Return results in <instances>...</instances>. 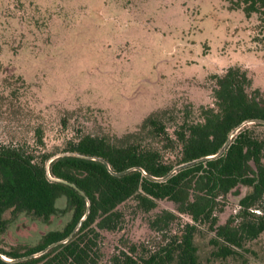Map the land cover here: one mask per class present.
Listing matches in <instances>:
<instances>
[{
    "label": "trees",
    "instance_id": "1",
    "mask_svg": "<svg viewBox=\"0 0 264 264\" xmlns=\"http://www.w3.org/2000/svg\"><path fill=\"white\" fill-rule=\"evenodd\" d=\"M238 4L246 16L258 17L264 36V0ZM25 89L21 77L0 80V236L9 225L5 212L48 222L60 197L67 199L72 218L35 246H0V264H102L103 234L121 228L128 202L152 214L148 226L158 246L145 253L141 245L122 244L104 264H202L194 243L202 228L213 234L215 260L237 255L264 234V95L245 69L231 66L214 75L211 104L198 116L157 111L132 132L84 134L55 152L44 149L43 130L32 122ZM62 153L72 155L55 158ZM192 161L197 162L163 179ZM126 170L122 176L110 173ZM240 186L249 193L220 224L226 197ZM161 201L171 202L173 210L156 211Z\"/></svg>",
    "mask_w": 264,
    "mask_h": 264
},
{
    "label": "rangeland",
    "instance_id": "2",
    "mask_svg": "<svg viewBox=\"0 0 264 264\" xmlns=\"http://www.w3.org/2000/svg\"><path fill=\"white\" fill-rule=\"evenodd\" d=\"M257 26L258 17L246 16L238 0H0V80L23 79L32 122L42 127L44 149L55 152L84 134L132 132L157 111L198 116L211 104L213 76L231 66L245 69L264 95ZM249 191L240 186L228 194L220 224ZM56 208L48 222L5 212L0 246L32 247L62 231L72 210L65 197ZM173 208L161 201L156 211ZM122 211L121 228L103 234L102 264L122 244L145 253L158 246L148 226L152 214L133 202ZM212 238L203 228L195 236L202 264H264V234L222 260L211 257Z\"/></svg>",
    "mask_w": 264,
    "mask_h": 264
},
{
    "label": "water",
    "instance_id": "3",
    "mask_svg": "<svg viewBox=\"0 0 264 264\" xmlns=\"http://www.w3.org/2000/svg\"><path fill=\"white\" fill-rule=\"evenodd\" d=\"M253 122H262V121H253ZM262 123H264V122H262ZM228 143H229V141H227V142L225 143V145L223 146V148L220 150L219 154L224 152V150H225V149L227 148V146H228ZM65 155L70 156V155H72V154H63V153H62V154H58L55 158L62 157V156H65ZM76 156H78V157H82V158H87V159H88V157H85V156H81V155H76ZM52 160H53V159H51V160L48 162V164H49ZM200 160H202V159H200ZM200 160H198V161H200ZM100 161H101L103 164H105L106 166H108L106 161L101 160V159H100ZM196 162H197V161H192V162H189V163H186V164L180 165V166L177 167L175 170H173L172 172H170V173H169L165 178H163V179L168 178V177L171 175V173H173L174 171L179 170V169H181V168L188 167V166H190V165H193V164L196 163ZM135 170H139V168H137V169H135ZM129 171H130V170H126V171H123V172H120V173H114V172L110 171V173H111L112 175H114V176H122V175L127 174ZM148 177H149V176H148ZM62 182H64V181H62ZM64 183H67V182H64ZM67 184H69V183H67ZM69 185H71V186H73L74 188L77 189V187H76L75 185H73V184H69ZM80 193L83 195V192L80 191ZM81 221H83V219H82ZM81 221H80V222H81ZM79 225H80V223L78 224L77 228L79 227ZM77 228H76V230H77ZM76 230H75V231H76ZM75 231H74V232H75ZM74 232H72V233L68 236L67 240H69L70 238H72ZM67 240H66V241H67ZM60 243H61V242H58V243H54V244L48 246V247L43 251V253H45L46 251H48L49 249H51V248H53V247H56V246L59 245Z\"/></svg>",
    "mask_w": 264,
    "mask_h": 264
}]
</instances>
